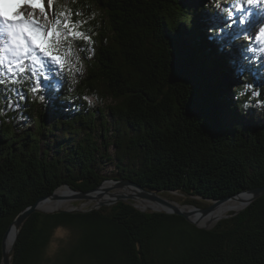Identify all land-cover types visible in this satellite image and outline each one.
<instances>
[{
    "label": "trees",
    "instance_id": "trees-1",
    "mask_svg": "<svg viewBox=\"0 0 264 264\" xmlns=\"http://www.w3.org/2000/svg\"><path fill=\"white\" fill-rule=\"evenodd\" d=\"M219 3L52 1L54 16L92 38L97 53L85 77L63 64L52 69L37 98L41 74L0 73V264L3 238L23 210L63 185L87 192L115 180L97 168L101 142L115 148L105 156L122 166L121 180L178 192L181 205L203 209L264 187V59L247 51L263 19L246 5L237 15L228 8L235 0ZM221 9L233 12L230 21ZM93 93L113 104L97 113L85 99ZM230 213L211 229L128 203L35 213L12 264H264V196ZM58 226L70 235L56 234Z\"/></svg>",
    "mask_w": 264,
    "mask_h": 264
},
{
    "label": "rangeland",
    "instance_id": "rangeland-1",
    "mask_svg": "<svg viewBox=\"0 0 264 264\" xmlns=\"http://www.w3.org/2000/svg\"><path fill=\"white\" fill-rule=\"evenodd\" d=\"M52 1L49 3V0H42L43 6H44V12H41L39 8H33L31 5L23 4L20 7H15V0H5V5L0 6L3 11L7 12V18L3 20V26L5 29H7V26L10 23H18L20 16L27 17L28 19H35L36 22L42 27V29H46L49 32H51L53 26H55L56 30L60 32V37L57 38L55 35L49 36V41L52 43V48L50 49V54H46L44 51H42L39 47H37L34 44H31L29 41L30 46V54L25 55L22 58H20L19 63L22 67L30 69L31 72L39 73L43 77V80H41L38 77V85L35 87L34 90L35 98H37V92L43 90L49 84L48 81H46L47 75L51 74V70L55 68H62L63 65L69 66L71 69H73L75 76L77 78H82L88 75V70L92 66V64L95 62V56H96V43L92 40V38H89L85 40L83 37H77L73 35L72 33L78 32L76 28L72 27L70 25V22L66 19L59 20L57 17L54 16L53 10H52ZM228 5V8H233L235 10V13L239 15L240 17L243 16L244 7L240 9V7H237V4L230 6ZM248 8L256 11L258 13V17L262 18V23H264V12H262L257 7H252L246 5ZM222 8V7H221ZM34 14L33 16H30L29 14ZM14 14L15 19H14ZM103 12L101 10H97V16L99 18H102ZM59 20V24H55V21ZM240 20V25L241 26ZM255 22V21H254ZM67 23L68 27L64 28V24ZM253 40L255 43V49H261L264 48V35H262L257 27V30L254 33ZM9 37L5 34L3 37V45H0V56L3 61L4 67L8 70L9 69V58L10 53L4 51V48L7 46ZM81 42V44L79 43ZM88 48V50H87ZM53 57H56V59H53ZM264 59V56H261ZM260 57V58H261ZM37 58L40 63L37 62ZM261 58V59H262ZM41 63L43 66H41ZM63 64V65H62ZM12 71L8 72L10 75L14 74L16 71H20L19 67H16L15 64L11 65ZM113 104V101L111 98H102L100 103H97L95 107H92L96 110L97 113H99L100 109H106L107 106H110ZM13 108H18V106L14 105ZM264 110V108H263ZM109 114V113H108ZM109 118V117H108ZM22 119H18V123L21 122ZM49 122H52L51 119L48 120ZM101 120L98 119V134L101 133ZM28 125L27 122L21 123V128H25ZM112 133H110L111 137ZM52 137L45 141L42 146H47L52 142ZM100 149L101 153L99 154L98 162H97V168L99 169L100 173L103 176H106L108 179H120L121 173L123 174L121 168L117 165V160L107 161L105 156V153L108 152L109 155L112 156V158L115 157V148L111 147L110 149H107L105 146V143H100ZM103 157V158H102ZM125 167V165H123ZM164 197H167L173 201L178 202L180 205L184 201L181 194L178 192H168L163 194ZM198 200H201L198 198ZM74 204L76 205L75 210L86 212L87 210H91L93 208L98 207L95 203H91L89 201L85 200H74ZM115 205V204H114ZM113 206V205H112ZM66 210H72V209H66ZM230 213V212H229ZM228 213V214H229ZM231 213H234L231 211ZM230 213V214H231ZM219 222V221H218ZM217 224V223H216Z\"/></svg>",
    "mask_w": 264,
    "mask_h": 264
},
{
    "label": "water",
    "instance_id": "water-1",
    "mask_svg": "<svg viewBox=\"0 0 264 264\" xmlns=\"http://www.w3.org/2000/svg\"><path fill=\"white\" fill-rule=\"evenodd\" d=\"M111 182V185L104 186L105 183ZM68 186V185H67ZM71 189V194L67 196H62V199L64 200H69V201H74V200H85V201H92V200H98V199H104V203L100 207L93 208L88 211H92L95 209H100L101 207H109L117 203H128L136 207L137 209L141 211H154V212H161V213H167V214H174L178 215L181 217H184L188 222L191 224L199 227V228H204V229H211L213 227H209L208 225L205 226H200L198 221L195 220V216H207L211 213H213L217 208H219L226 200L232 198V197H237L242 194H248L250 196L249 201L247 202V205L245 208H243L240 211L234 212V214H237L243 210H245L249 205H251L255 200L258 198L264 196V187L252 189L249 191H243L239 194H236L234 196L226 197L220 200H214L211 201V205L206 207V208H197L195 206H191L194 209V214H190L187 211H185L182 207H179L178 205H175L171 200L166 199L163 197L159 191H150L147 190L138 184L127 181L124 179H117V180H107L103 182L101 185L96 187L95 189H92L87 192H79L73 190L70 186H68ZM57 190L50 196L44 197L39 199L35 204L32 206L26 208L23 210L21 213H19L16 218L13 220L11 225L9 226L2 242V250H3V259H2V264H12V257L13 253L17 247V243L19 240L20 233L25 226L26 222L29 220V218L35 214V213H44V214H60V213H75V212H81L75 209L72 210H66V209H61V210H55V211H44L40 209V203L43 201L49 199V198H55L58 197L56 194ZM61 197V196H60ZM144 201H149L154 204H157L159 206L163 207V210H154L151 208L148 209H141L138 206V203L144 202ZM229 215L223 217L227 218ZM14 230L16 233L15 239L11 245L10 248H8L7 245V239L9 233Z\"/></svg>",
    "mask_w": 264,
    "mask_h": 264
},
{
    "label": "snow or ice",
    "instance_id": "snow-or-ice-1",
    "mask_svg": "<svg viewBox=\"0 0 264 264\" xmlns=\"http://www.w3.org/2000/svg\"><path fill=\"white\" fill-rule=\"evenodd\" d=\"M51 3V0H49ZM23 4L31 5L34 9L39 8L41 12H44V6L42 0H15V7H20ZM5 5V0H0V6ZM14 14V19H15ZM30 16L34 14L30 13ZM63 15V13H61ZM7 18V12L3 11L0 8V45H3V37L6 34L9 37L7 46L4 48V51L9 52L10 58L8 61L9 64V71H12L11 65L15 64L16 67H19L20 72H24L25 68L22 67L19 63L20 58L25 55L30 54V46L29 41L31 44L36 45L46 54H50V49L52 48V43L49 41V36L55 35L57 38L60 37V32H58L53 26L51 32L46 29H42V27L36 22V20L28 19L27 17L20 16L18 23H10L7 26V29L3 26V20ZM59 20L55 21V24H59ZM68 24H64V28H67ZM73 35L77 37H83L85 40L89 39L83 32H74ZM56 59V57H53ZM37 62H39L37 58ZM41 66L43 64L41 63ZM4 68L3 61L0 60V73H2Z\"/></svg>",
    "mask_w": 264,
    "mask_h": 264
},
{
    "label": "bare ground",
    "instance_id": "bare-ground-1",
    "mask_svg": "<svg viewBox=\"0 0 264 264\" xmlns=\"http://www.w3.org/2000/svg\"><path fill=\"white\" fill-rule=\"evenodd\" d=\"M111 185V182H107L104 184V186ZM71 189L67 185H63L60 188L57 189L56 194L58 197L55 198H49L42 203H40V209L44 211H55V210H61V209H75L76 205L73 201H67L62 199V196L70 195ZM61 196V197H60ZM164 197V196H163ZM166 199H169L167 197H164ZM250 196L248 194H242L237 197H232L228 200H226L217 210H215L213 213L207 215V216H195V220L198 221L200 226L208 225L209 227H213L218 221H220L223 217L229 215V212H236L240 211L247 205V202L249 201ZM171 200V199H169ZM104 199H98V200H92L90 204L95 203L100 207L104 203ZM175 205H178L179 207H182L185 211H187L190 214H194V209L191 206L188 205H180L178 202L171 200ZM138 206L141 209H154V210H163L162 206H159L157 204H154L149 201H144L138 203ZM16 233L14 230H12L7 239V245L8 248L11 247L14 239H15Z\"/></svg>",
    "mask_w": 264,
    "mask_h": 264
},
{
    "label": "clouds",
    "instance_id": "clouds-1",
    "mask_svg": "<svg viewBox=\"0 0 264 264\" xmlns=\"http://www.w3.org/2000/svg\"><path fill=\"white\" fill-rule=\"evenodd\" d=\"M231 2V0H230ZM237 7L239 8L241 5H248V6H252V7H257L259 8L262 12H264V0H235ZM215 7L216 8H220V3L219 0H215ZM221 13L230 21L232 19L233 16V12L230 10H225V9H221ZM211 14V13H210ZM243 23L247 24L248 23V18H244L243 19ZM258 30L259 32L264 35V23L259 24L258 26ZM213 28H209V33L211 35ZM217 35H219V33H217ZM239 39H243V40H247L248 36L242 35L241 37H239ZM248 52H251L254 54L255 59L259 60L261 56H264V48L261 49H255L253 48L251 45H249ZM249 87H251L249 85ZM259 91L260 89L257 88L256 91L254 92V95H259ZM85 99L88 101V105L90 108L95 107L97 105V103L101 102V98L99 97V95H97L96 93H93L92 96L89 97H85ZM248 105L244 106L245 112H247L248 109ZM56 234H61L63 236H68L70 235V230L64 228L63 226H58L55 230ZM46 255H51L50 253L46 252Z\"/></svg>",
    "mask_w": 264,
    "mask_h": 264
}]
</instances>
